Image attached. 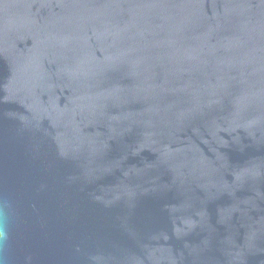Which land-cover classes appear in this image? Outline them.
<instances>
[{
	"label": "water",
	"instance_id": "water-1",
	"mask_svg": "<svg viewBox=\"0 0 264 264\" xmlns=\"http://www.w3.org/2000/svg\"><path fill=\"white\" fill-rule=\"evenodd\" d=\"M0 264H264V0H0Z\"/></svg>",
	"mask_w": 264,
	"mask_h": 264
}]
</instances>
